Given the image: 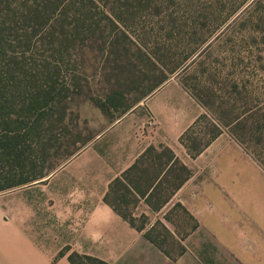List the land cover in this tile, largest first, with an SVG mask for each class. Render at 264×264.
<instances>
[{"label":"rangeland","instance_id":"374dc122","mask_svg":"<svg viewBox=\"0 0 264 264\" xmlns=\"http://www.w3.org/2000/svg\"><path fill=\"white\" fill-rule=\"evenodd\" d=\"M98 3L101 11L93 18L99 27L87 34L83 51H72L67 96L50 107L46 158L34 175L63 174L74 153L91 145L154 87L166 86L178 99L182 89L184 114L201 113L190 146L218 132L189 163L193 178L185 186L184 207L198 203L191 193L199 194V202L211 198L206 209L193 211L198 227L189 231L193 222L180 209L170 211L167 221L162 211L136 208L132 197L116 204L133 212L136 225L152 228L171 254L183 246L185 261L198 256L203 264H264V0ZM113 6L116 14L105 12ZM37 181L1 191L0 205L14 207L22 196L26 200L28 192H16L45 185ZM75 246L67 245L60 254L76 253L70 250Z\"/></svg>","mask_w":264,"mask_h":264},{"label":"crops","instance_id":"0c3cea01","mask_svg":"<svg viewBox=\"0 0 264 264\" xmlns=\"http://www.w3.org/2000/svg\"><path fill=\"white\" fill-rule=\"evenodd\" d=\"M165 88L153 89L121 112L91 145L81 147L67 160L63 174H46L38 179L45 185L18 190L17 195H28L14 207L0 205V264H71L68 252L60 254L71 244H77L71 251L109 264H203L198 256L185 261L186 251L170 258L104 200L113 180L130 174L135 186L123 183L136 208L165 213L176 203L185 206V186L193 178L189 163L201 152L190 156L181 136L201 113L185 115V92L180 89L178 99V94L174 98ZM184 167L190 176L182 181ZM153 176L155 181L144 191L145 177ZM163 177L170 181L163 184L169 185V196L151 208L145 199ZM121 195L123 191L112 193L113 201ZM198 196L191 193L198 203L186 206L193 216V211L206 209L211 202L210 196L200 202Z\"/></svg>","mask_w":264,"mask_h":264},{"label":"trees","instance_id":"16d2710c","mask_svg":"<svg viewBox=\"0 0 264 264\" xmlns=\"http://www.w3.org/2000/svg\"><path fill=\"white\" fill-rule=\"evenodd\" d=\"M116 7L105 12L116 14ZM99 11L98 0H0V192L43 176L42 173L34 174L40 167L39 162L46 158L44 152L51 134L50 107L52 104L55 107L67 96V66L72 51H83L87 34L99 27L93 18ZM178 66L174 65L169 71L174 72ZM200 117L181 136V142L192 157L202 152L218 133H209L205 143L191 147L190 134ZM36 145L38 151L41 150L39 159L36 157L39 155ZM189 176L184 167L182 181ZM121 179L116 178L109 185L105 202L131 227L143 231L144 237L161 252L173 259L181 255L185 251L183 246L177 255L171 254L164 239L153 235L152 228L136 225L133 212L128 213L111 199L112 193L118 191H123V195L116 199L117 202L126 203L130 197L123 181L135 186L134 180L130 174H122ZM144 180L143 190L146 191L155 181V176ZM164 182L170 183L163 177L145 199L151 208L161 205L169 196V185L164 186ZM156 199L157 205L152 206L151 202ZM173 209H180L193 222L189 231L198 227L193 215L179 203L164 213L165 220H170L167 214ZM165 227L162 224V228ZM189 231L182 236L183 239ZM68 260L71 264H77V260L106 264L97 258L76 253H70Z\"/></svg>","mask_w":264,"mask_h":264}]
</instances>
